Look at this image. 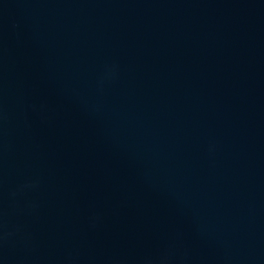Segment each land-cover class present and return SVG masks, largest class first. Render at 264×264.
<instances>
[{
	"label": "water",
	"instance_id": "1",
	"mask_svg": "<svg viewBox=\"0 0 264 264\" xmlns=\"http://www.w3.org/2000/svg\"><path fill=\"white\" fill-rule=\"evenodd\" d=\"M0 264H264V0H0Z\"/></svg>",
	"mask_w": 264,
	"mask_h": 264
}]
</instances>
